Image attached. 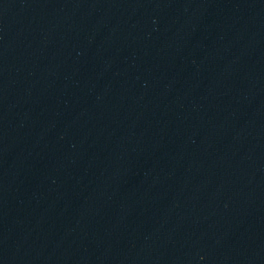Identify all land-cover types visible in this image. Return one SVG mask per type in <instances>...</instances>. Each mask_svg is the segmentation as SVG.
Returning <instances> with one entry per match:
<instances>
[{
	"label": "water",
	"instance_id": "water-1",
	"mask_svg": "<svg viewBox=\"0 0 264 264\" xmlns=\"http://www.w3.org/2000/svg\"><path fill=\"white\" fill-rule=\"evenodd\" d=\"M0 264H264V0H0Z\"/></svg>",
	"mask_w": 264,
	"mask_h": 264
}]
</instances>
